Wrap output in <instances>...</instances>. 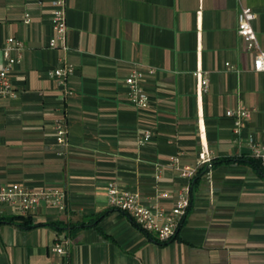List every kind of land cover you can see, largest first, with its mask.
<instances>
[{
	"label": "crops",
	"instance_id": "1",
	"mask_svg": "<svg viewBox=\"0 0 264 264\" xmlns=\"http://www.w3.org/2000/svg\"><path fill=\"white\" fill-rule=\"evenodd\" d=\"M244 7L256 14L264 50V0H67L63 55L49 47L50 0H0V47L11 36L22 46L9 74L14 96L0 97V183L56 188L66 200L65 210L43 202L27 226L6 221L16 216L7 208L0 264L55 263L62 238L70 264H264V160L251 150L264 143V71L254 69L257 51L238 33ZM61 56L75 67L65 85L50 77ZM135 68L145 72L147 109L128 100ZM199 70L209 79L206 92ZM239 107L252 117L235 134L226 112ZM58 121L67 130L64 146ZM146 130L153 137L141 143ZM202 145L214 166L193 182L172 240L158 241L109 206L115 181L143 204L171 210L187 183L171 159L197 165ZM84 221L89 226L71 228Z\"/></svg>",
	"mask_w": 264,
	"mask_h": 264
},
{
	"label": "built area",
	"instance_id": "2",
	"mask_svg": "<svg viewBox=\"0 0 264 264\" xmlns=\"http://www.w3.org/2000/svg\"><path fill=\"white\" fill-rule=\"evenodd\" d=\"M42 2L43 0H39V3ZM50 3L52 8L50 22L53 36L49 41V47L62 51L64 55L69 50L67 0H50ZM255 18L256 14L252 8H242L239 15L238 33L245 42L247 50L257 51L254 69L264 71V50L260 46L253 26ZM24 21L26 24L31 22L30 14L25 15ZM8 44L6 47H0V97L14 96L9 74L12 68L20 62V57L15 52L22 50L21 44L13 36L8 38ZM59 61L60 66L50 72V77L58 80L61 85H65L68 76L74 73L75 67L66 63L64 56H61ZM225 65L227 68L232 67L230 63ZM154 72V69L148 70L150 74ZM144 75L143 70L135 68L126 79L129 103L139 109H147L151 105L150 95L141 86ZM196 76L199 79L201 90L206 92L209 79L204 76L202 70L197 71ZM226 115L234 119V133L239 134L251 119L252 111L245 107H239L235 110H227ZM55 134L58 145L67 144V130L63 122L58 121L56 123ZM152 137V132L146 130L139 141L145 143L150 141ZM251 150L254 158L264 160V143H252ZM170 165L178 170L180 176L187 181L180 188L178 198L171 210L160 205L143 204L138 194L121 190L115 181H110L107 188L109 206L127 214L141 230L155 234L160 242H168L177 235L192 204L193 182L203 171L206 173L212 171L214 158L208 147L202 145L197 165H180L179 156L172 157ZM160 178L161 171L158 170L156 179L160 180ZM43 202H47L60 210L66 209L65 194L59 189L48 188L34 191L19 183H0V219L6 215L7 208H10L16 215L28 216L35 212ZM67 243L62 238L54 245L53 250L60 257V260L52 264H70L69 253L66 249Z\"/></svg>",
	"mask_w": 264,
	"mask_h": 264
},
{
	"label": "trees",
	"instance_id": "3",
	"mask_svg": "<svg viewBox=\"0 0 264 264\" xmlns=\"http://www.w3.org/2000/svg\"><path fill=\"white\" fill-rule=\"evenodd\" d=\"M228 161H230V159L221 160V161H219V162L221 163V162H228ZM250 162H252V163H256L255 159H251ZM215 164H217V162H215ZM100 218H101V216H99V217L96 218V224L98 223V221L100 220ZM5 220H6V218L3 217L2 219H0V223L3 222V221H5ZM6 221H9V222H11V223H12V222H18V221H21V222L23 221V222L21 223V225H24V226L30 225V223H31V219H30V217L22 216V215L12 216V217L8 218ZM52 225H54V224H52ZM55 226H56L58 229L61 228L60 224H55ZM85 226H89V224H87V223L84 221V222H82V224H74V225H72L71 228H72V229H77V228H81V227H85Z\"/></svg>",
	"mask_w": 264,
	"mask_h": 264
}]
</instances>
